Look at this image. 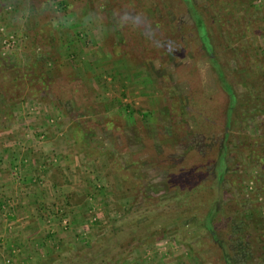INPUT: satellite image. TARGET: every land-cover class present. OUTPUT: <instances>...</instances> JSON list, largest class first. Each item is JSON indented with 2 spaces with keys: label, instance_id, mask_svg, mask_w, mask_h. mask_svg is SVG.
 Returning <instances> with one entry per match:
<instances>
[{
  "label": "rangeland",
  "instance_id": "obj_1",
  "mask_svg": "<svg viewBox=\"0 0 264 264\" xmlns=\"http://www.w3.org/2000/svg\"><path fill=\"white\" fill-rule=\"evenodd\" d=\"M2 86L0 264H264V0H0Z\"/></svg>",
  "mask_w": 264,
  "mask_h": 264
},
{
  "label": "trees",
  "instance_id": "obj_2",
  "mask_svg": "<svg viewBox=\"0 0 264 264\" xmlns=\"http://www.w3.org/2000/svg\"><path fill=\"white\" fill-rule=\"evenodd\" d=\"M198 24H199V26H202L201 25V24H203L202 19L198 18ZM205 31L206 30L203 31L204 32L203 38L207 39V34H205ZM16 79L17 78H14L15 81L11 80V82H10L11 85L8 83L5 85L7 87H8V85H10L11 87H13V85H14L13 88H16V84L18 81ZM6 86H2L1 90H0V94L3 95L5 98H7L5 93H8L10 89H13L11 87L6 89ZM12 92H15V90L13 89ZM18 97H19V95H18ZM18 97H16V98H18ZM13 98H15V97L12 96V97H9L8 99L10 101H12ZM205 175H206V172H205V170L202 169V167H195L194 166V167L190 168V170L188 171V173L186 175H184L183 171L182 172L177 171L178 179L181 180L183 178H186V180L189 183V184L187 183V187H185L183 190H180V189L178 190V196H179L178 199H181V200H179L178 203H179V205H182V207L184 206L185 210L190 211V209L195 208L196 206H192L189 201H192L194 198H198V197L201 199L200 200L201 205H204V208H206V209L212 208L213 203L210 201H212L214 199L215 194H214V192H212L213 188L210 185L209 181L204 180ZM176 189H178V188H176ZM258 199H260V196L259 197L257 196L255 198V200H254L255 206H259V208H263L264 205L262 203L258 202ZM182 200H183V202H182ZM255 208H257V207H255ZM211 211L213 212L212 209L210 211L207 210V215H212ZM215 211L217 212V210H215ZM247 217L249 220H251L254 223H255V220L258 219V216H257L255 211H253V213L249 214ZM247 217L245 216L244 219H247ZM244 219H243V221H244ZM258 229L260 230V229H262V227L258 228ZM242 243L243 242H241L240 244L243 245Z\"/></svg>",
  "mask_w": 264,
  "mask_h": 264
},
{
  "label": "crops",
  "instance_id": "obj_3",
  "mask_svg": "<svg viewBox=\"0 0 264 264\" xmlns=\"http://www.w3.org/2000/svg\"><path fill=\"white\" fill-rule=\"evenodd\" d=\"M4 185H5V184H4ZM13 217H14V219H15V216H12V218H13ZM25 217H28V218H29V215L26 214ZM15 221H17V220H15ZM18 227H19V226H18ZM24 227H25V226H24ZM13 230L16 231L15 228L13 229V228L10 227L9 232H10L11 234H13ZM19 231H20V230H19ZM21 231H22V230H21ZM31 231H33V230H31ZM7 232H8V231H7ZM26 232H27V234H28L29 236L24 237V233H25V232L22 231V236H23V237H21L20 234H19V233H21V232H17V233L15 234L16 236H12V239H10V240L6 239V241H4V242H7V241H8V242H9V241H10V242H13V244H11V247L13 248V247H15L16 242L19 240V237H17V235H19L21 238H23L24 241H22V242H24V243H25V241L33 240L31 234H29V231H26ZM33 233L35 234V231H33ZM34 236H35V235H34ZM25 238H26V239H25ZM34 238H35L34 241H36V240H37L36 236H35ZM1 239H2V238H1ZM2 240H4V239H2ZM4 242H3V243H4ZM8 245H9V244H8ZM7 247H9V246H7ZM9 249H10V248H9ZM14 249H15V248H14ZM21 249L26 250L25 248H21ZM18 250H20V249H18ZM13 251H15V250H13Z\"/></svg>",
  "mask_w": 264,
  "mask_h": 264
}]
</instances>
